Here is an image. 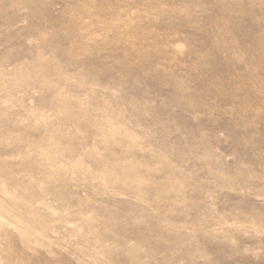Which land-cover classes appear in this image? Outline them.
<instances>
[{"label":"rangeland","instance_id":"1","mask_svg":"<svg viewBox=\"0 0 264 264\" xmlns=\"http://www.w3.org/2000/svg\"><path fill=\"white\" fill-rule=\"evenodd\" d=\"M0 264H264V0H0Z\"/></svg>","mask_w":264,"mask_h":264},{"label":"bare ground","instance_id":"2","mask_svg":"<svg viewBox=\"0 0 264 264\" xmlns=\"http://www.w3.org/2000/svg\"><path fill=\"white\" fill-rule=\"evenodd\" d=\"M138 67V66H137ZM123 71V70H122ZM14 84V83H13ZM39 163V162H38ZM122 188V187H121Z\"/></svg>","mask_w":264,"mask_h":264}]
</instances>
